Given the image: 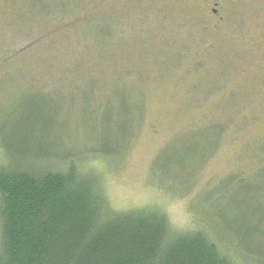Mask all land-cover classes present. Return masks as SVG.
Listing matches in <instances>:
<instances>
[{"label": "rangeland", "instance_id": "1", "mask_svg": "<svg viewBox=\"0 0 264 264\" xmlns=\"http://www.w3.org/2000/svg\"><path fill=\"white\" fill-rule=\"evenodd\" d=\"M209 4L0 0V144L39 107L111 208L158 209L245 263L228 224L264 227V0H227L218 29Z\"/></svg>", "mask_w": 264, "mask_h": 264}, {"label": "trees", "instance_id": "2", "mask_svg": "<svg viewBox=\"0 0 264 264\" xmlns=\"http://www.w3.org/2000/svg\"><path fill=\"white\" fill-rule=\"evenodd\" d=\"M33 107L0 144V264H264L262 216L228 224L250 252L244 263L207 231L174 230L158 209L111 208L97 173L48 142L47 115ZM106 144L101 151L114 154ZM256 235L258 244L242 242Z\"/></svg>", "mask_w": 264, "mask_h": 264}, {"label": "flooded vegetation", "instance_id": "3", "mask_svg": "<svg viewBox=\"0 0 264 264\" xmlns=\"http://www.w3.org/2000/svg\"><path fill=\"white\" fill-rule=\"evenodd\" d=\"M209 4V10L210 14L213 16L214 23L211 25L212 28L218 29L223 21L224 17L221 16L225 9V5L227 3V0H207ZM221 14V15H220Z\"/></svg>", "mask_w": 264, "mask_h": 264}]
</instances>
